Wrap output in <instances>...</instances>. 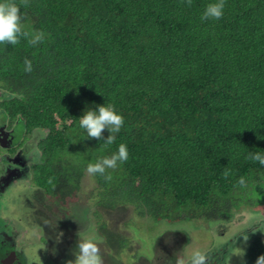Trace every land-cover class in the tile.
Wrapping results in <instances>:
<instances>
[{
    "label": "trees",
    "instance_id": "trees-1",
    "mask_svg": "<svg viewBox=\"0 0 264 264\" xmlns=\"http://www.w3.org/2000/svg\"><path fill=\"white\" fill-rule=\"evenodd\" d=\"M0 90L9 127L47 132L32 161L8 158L27 210L71 206L89 173L117 256L112 211L229 222L264 187V0H0ZM242 264H264L260 236Z\"/></svg>",
    "mask_w": 264,
    "mask_h": 264
},
{
    "label": "rangeland",
    "instance_id": "rangeland-1",
    "mask_svg": "<svg viewBox=\"0 0 264 264\" xmlns=\"http://www.w3.org/2000/svg\"><path fill=\"white\" fill-rule=\"evenodd\" d=\"M2 119H6V114L0 110ZM22 132V122L17 120L11 137L15 143L22 141L17 150L19 153L16 151L17 155H13L21 163L36 157L35 152H31L33 142L43 137L45 130L35 129V138L31 136L33 132L25 137ZM0 148L4 147L0 145ZM21 148L23 153L19 151ZM10 156V152L0 149V175L4 176L8 169L18 167L10 161ZM17 172L12 171L0 181L5 189L0 194V215L12 224L20 223L21 229L27 228L22 252L29 264H218V255H221V264H242L248 244L257 236L264 242V187L260 182H253L241 196L242 202L251 203V206L244 205L249 210L236 213L229 222L190 219H179L176 223L153 222L134 214L131 208L112 211L107 215L110 227L131 241L130 248L117 256L107 250L95 228L92 213L97 210L93 205L96 189L89 173L85 174L78 197L71 206L58 208L51 215L41 210V217L36 214V209L41 208H37L34 201L30 204L31 211L27 210L25 198L32 196L34 191L27 189L29 179L21 180ZM35 217H46L47 226L54 230L56 238L53 237L52 252L57 253L54 256L57 261L48 259V249L42 240L46 238L41 228L36 223H29ZM224 245L225 250L221 254L219 250Z\"/></svg>",
    "mask_w": 264,
    "mask_h": 264
},
{
    "label": "flooded vegetation",
    "instance_id": "flooded-vegetation-1",
    "mask_svg": "<svg viewBox=\"0 0 264 264\" xmlns=\"http://www.w3.org/2000/svg\"><path fill=\"white\" fill-rule=\"evenodd\" d=\"M0 101H1V94H0ZM12 141H13V139L11 137V131L8 129L7 120L6 119L0 120V145H2L4 147V148H0V149L8 150L10 148L9 144ZM32 154H33V152H32ZM15 155H17V153H14V156ZM12 171H13V173L18 171L20 173L21 177L25 175L24 168H21V169L15 168L14 170L10 169L9 172H5L4 177L7 176L8 174H10ZM46 214H48V213L46 212ZM39 220H40V222H37V224H36V226H38V227H40V223L42 222V219H39ZM29 223H32L35 225L36 222H35V220H31V221H29ZM19 224L20 223H17V222H14V224H12L11 222H9V220H4V218L2 216L0 218V264H29V260H27L25 258V256L23 255V252H22V246L25 245L24 236L27 233V231H26L27 228L21 229V228H19ZM27 225L29 226L30 224H27ZM44 228H50V227L46 225ZM41 230H42V228H41ZM42 232L46 238V239L42 238V240L48 249V259H53V260L57 261L56 260L57 257L56 258L54 257V256H57V253L53 254V252H52L53 242H55V241H53V237L55 239L56 235H54V232H52V230L50 231V233H47V235H46V233H44L43 230H42ZM224 244H225V241H224ZM56 246H59V242H56ZM65 248H66L65 250H67V247H65ZM63 249H64V247L62 248V250ZM224 250H225V245L222 246V250H219V251L222 254L224 252ZM227 254H226V256H227ZM220 256L221 255H218V264H221Z\"/></svg>",
    "mask_w": 264,
    "mask_h": 264
},
{
    "label": "clouds",
    "instance_id": "clouds-1",
    "mask_svg": "<svg viewBox=\"0 0 264 264\" xmlns=\"http://www.w3.org/2000/svg\"><path fill=\"white\" fill-rule=\"evenodd\" d=\"M2 91H4V90H0V94H4ZM5 92H6V91H5ZM7 93H9V95H7V94H4V96L1 95V99H2L3 101L6 100V99H3V98H6V97H9L8 99L12 98V94H11L10 92H7ZM2 100H1V101H2ZM5 114H6V113H5ZM6 120H7V122H8V117H7V116H6ZM17 120H20V121H21L20 118H18ZM17 120H16V121H17ZM16 121H14V122L16 123ZM21 122H22V121H21ZM15 123H13V124H15ZM13 124H12L11 127H9V123H8V129H9L10 131H12V128H13V126H14ZM22 125H23V123H22ZM35 129H36V128H35ZM35 129H33V131H34ZM33 131H32V132H33ZM32 132H31V133H32ZM22 133H23V136L25 137L26 135L24 134V129H23V132H22ZM46 133H47V132L45 131V135H46ZM45 135H44V136H45ZM31 136H32L33 138H35V134H34V132L31 134ZM44 136H43V137H44ZM40 137H41V136H40ZM40 137H39V138H40ZM43 137H41V138H43ZM39 138H37L36 140H34V142H33V148H32V150H31L32 152H35V153L37 152V149H36L37 147H35V145L37 144L36 141H37ZM41 138H40V139H41ZM40 139H39V140H40ZM39 140H38V141H39ZM21 142H22V141H20V140H18L16 143H15L14 141H12V142L9 144L10 148H9L7 151L10 152L11 150H14V149H16L15 151H17V150L20 148V144H21ZM21 149H22V148H21ZM21 149H20L19 151H20L21 153H23V151H22ZM17 152H18V151H17ZM15 153H16V152H15Z\"/></svg>",
    "mask_w": 264,
    "mask_h": 264
}]
</instances>
